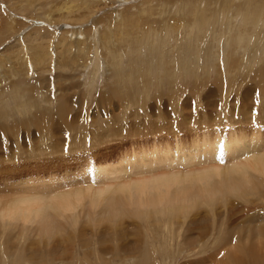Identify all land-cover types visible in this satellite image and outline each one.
Listing matches in <instances>:
<instances>
[{"label":"bare ground","instance_id":"obj_1","mask_svg":"<svg viewBox=\"0 0 264 264\" xmlns=\"http://www.w3.org/2000/svg\"><path fill=\"white\" fill-rule=\"evenodd\" d=\"M81 2L86 3L87 6L89 0H75L72 5L62 6L61 9L66 13L62 17L72 19L71 15L75 14L73 12H79L82 9L79 6ZM99 2L100 0H90V6L83 9L89 12ZM228 3L223 28L218 30L220 34H225V39L221 43L219 37L217 38L218 46H220L217 50V56L222 58L225 68L229 62L228 59L233 55H240L243 61H246V58H251L249 54H245L244 46L249 45L252 41L262 47L264 54V0H245L238 9L233 7V0H229ZM261 9H263L262 12H260ZM62 10L61 12H63ZM217 11L215 12L218 15L217 19L222 18ZM246 11L248 15L251 14L250 18L246 20L250 23L243 25V22L237 20L241 17H237L240 15L243 19L246 18L247 14L240 13ZM180 12L176 14L179 15V18H173L170 21L171 33L168 32L167 36H175L171 41L158 43L157 35L153 32L155 28L148 20L142 21L144 28L152 32L147 34V38L144 37L145 42L142 41L143 37L139 38L136 35L137 40L135 39L134 42L138 48L130 49L128 47L126 52H122L128 55L130 61L132 60L131 56L136 57L130 66L132 69L139 70L142 68L143 70V65H146L148 58L161 63V68H172L176 62V56L172 55L176 54L178 57L182 55V48L178 46L181 45L179 42H182V39L187 36L186 30L189 32L194 28H196L195 30H202L207 27L206 25H200L197 14L193 16L195 26H192V15L194 14L192 11L188 12V15L184 11ZM54 13L56 14V12ZM144 13L151 15L150 12L142 9L138 12V16H142ZM79 14H81V11ZM161 15L163 14L160 13ZM49 16L50 13L46 15V18H49ZM78 18H80L79 15ZM78 18H76L77 21ZM122 18L123 23L125 17ZM49 19L50 22L53 21L51 18ZM10 21L9 24L6 23L5 29H10L12 32L16 20ZM135 22L137 23L138 20ZM121 25V19L117 22L113 20V28L118 26L120 29ZM247 25H249L251 32L246 30ZM100 26L95 37L100 38L103 43L106 40L107 48L111 49L115 56V50L109 47L108 39L116 42L118 39L114 38L117 34L115 33V36L111 30L104 32L105 27L101 26L100 28ZM100 29L104 30L100 31ZM93 37L91 31L76 28L66 31V35L61 34L57 43H60L58 47H62V50L69 54L67 56H72L71 53H73L78 57L72 56L65 60L73 63L76 68H79V64L82 63L80 65L82 69L83 66H89L91 58L94 61L91 66L97 60L94 53L93 56H90V47L93 46L95 41ZM125 37L121 40H129L132 44L133 40L130 38L133 36ZM97 38L96 40H98ZM188 39L186 42V48H188L185 51L186 56H190L192 52L197 50L203 51L202 47L196 48V40L190 37ZM37 40L36 44H34L35 41L34 43H28L37 46L35 48L36 52L37 50L44 51L37 52V58L31 55L34 51L32 47L27 50L28 52L23 49L26 52L22 51L23 54L18 53L15 58L22 61V66L29 64L33 68L58 60L56 68H62L63 70L65 66L62 65L60 59L64 56H61L60 59L59 57L54 58L58 54L57 51L51 52L52 49L43 46L46 43L50 46V41L43 43V40ZM190 40L193 41L194 47ZM65 42L66 45H64ZM41 45L43 48H41ZM21 46L23 47V45ZM174 46L178 48L177 52L167 56V53ZM22 47L20 48L22 49ZM154 47L157 51L152 53L155 50ZM167 47L169 48L166 49ZM105 50L109 53L111 51ZM138 53L142 55L139 60L137 59ZM1 55L0 63L6 59L10 61L9 58L12 60L10 55H7V58L4 59ZM34 55H36L35 52ZM120 55L117 57L118 61L121 60ZM169 57H171V67L166 63ZM45 58L46 60L42 61ZM84 58L86 59L83 60ZM254 58L255 56L249 62ZM14 64L17 65L16 62ZM70 66L69 68L73 67ZM92 69L86 72L89 84L95 82L96 72H98H93ZM25 73L28 74L29 70L27 69ZM144 75V72L132 76L129 73L124 74L122 78L134 81ZM59 78H62V76ZM255 78H258L259 87L262 86L264 90V67L257 73ZM68 79L67 77L66 81ZM141 84H144V81H141ZM259 91H261L260 88ZM56 99L63 100L61 97ZM258 100L259 107L254 111L252 117V121L257 122H253L249 130L243 123H247L251 119L245 116L243 121H239V125L236 123L237 125L234 124L235 126H233L230 121L226 122L230 126L222 128L221 132L218 130L214 133L211 132L212 136L209 135L210 130L208 132L205 130L204 133L201 131L203 135H196L201 138L193 140V144L191 143L192 145L188 147L184 146V142L182 145L180 140L175 145L166 142H162L164 144L154 143L153 140L154 144L149 148L127 152V154L121 155L120 159L117 158L118 160H115V162L105 161L106 163L100 162L101 164L87 165L80 172L78 171L79 173H74L72 176H53L42 180L38 179L39 181L18 182L13 185L9 183L12 187H9L8 190H5V188L0 189V232H3V228H7L5 229L7 230L6 237L14 238L19 244L20 239L21 242L23 241L25 233L36 241L34 243L38 247L41 243L45 246L48 243L51 245L56 238L59 243L57 240L55 243H58L59 249L62 243L70 242L71 244L67 243V247L70 244L69 248L65 244L66 249L62 253L59 252L60 250L55 244H52V247L54 245L52 249L47 248V251L41 252L36 247L37 252L36 250H32L34 253L29 251L31 255L28 253L29 256H26V248L24 251L20 247V252L14 253L18 251L16 247L12 246V248H15L12 249L13 252L5 247L7 240H3L2 243L0 239V264H157L155 255L158 251L163 256V264H169L171 263L170 260L177 258V255L199 254L202 256V253L207 250L206 243L208 244L210 241L212 246L209 250L213 254L210 258H207L204 254L197 260L185 263L264 264V123H259V121H264V93L262 91L261 97L257 98ZM243 102L247 106L248 102L245 100ZM61 105H64L62 101L57 104L55 111L59 113L57 120L63 119L62 121H64L67 120L65 119L66 111L63 110ZM253 108L254 105L249 109L253 111ZM51 110H53L52 107H43V116L52 114ZM11 188H14V190H11ZM179 220H187L185 229L182 225L175 226V223H179ZM162 221L167 222V228L161 227V230L145 228L150 222L160 224ZM168 221H172V224ZM80 225L90 226L93 228H90L92 233L102 225L105 226H102V228L104 229L103 232L106 231V234L108 231L112 233L120 231L114 234L110 232V239H107L108 235L105 234L106 238H104L105 235H101L103 232L100 228L99 233L97 232L98 234L101 232L97 236L99 241L93 243L94 233L91 236L88 234L87 237L88 232L83 231L86 227H82L83 230H78ZM95 228L97 229L94 230ZM68 229H70L69 233ZM70 231L74 233L72 234ZM75 231H77V234H75ZM149 233L156 234L151 237H155L154 243L147 237H150L151 234L149 235ZM128 236H131V238ZM10 239L8 240L10 241ZM156 243L159 245L158 247ZM214 252L216 253L214 254ZM217 254H219L218 257ZM49 255H52V257L48 258Z\"/></svg>","mask_w":264,"mask_h":264},{"label":"rangeland","instance_id":"obj_2","mask_svg":"<svg viewBox=\"0 0 264 264\" xmlns=\"http://www.w3.org/2000/svg\"><path fill=\"white\" fill-rule=\"evenodd\" d=\"M74 1L0 0V55L2 54V59L10 55L12 60H16L12 61L9 58L12 62L6 59L0 63V189L5 188V190H8L9 187H12L10 185L18 182H32L33 180L37 181L53 176H72L74 173H79L87 165L101 164L108 161L115 162L127 152L149 148L158 142L175 145L176 142L181 141L182 145L184 142V146L188 147L193 144V140L201 138L200 136L203 135L205 130L207 132L210 130L209 135L212 136L215 131L221 132L222 128H228L230 126L227 124L228 121L233 123V126L236 123L239 125V121H243L245 116L251 119V121L243 123L248 130L252 127L253 122H257L252 121V117L254 111L259 107L257 98L261 97V91L264 93L262 86L259 87L258 78H255L257 73L264 67L262 47L255 41L245 45V54H249L251 58L255 56V58L249 62L251 58H246V61H243L240 55H233L228 59L230 63L226 64V68L222 58L217 56V50L220 48L217 38L219 37L221 43L225 39V34H220L218 30L223 28V21L227 16L225 13L226 6L229 5V0H173L170 2L165 0V3L164 0H100L93 8L94 10L88 12L83 8L90 6L89 0L87 6L83 2L79 4L82 8L79 10L81 14L75 11L73 12L75 14L71 15L72 19H65L62 15L65 16L66 13L61 8L62 6L67 7L74 4ZM244 2L245 0H233V7L238 9ZM142 9L150 12L151 15L144 13L142 16H138V12ZM216 10L222 18L217 19ZM180 11H184L187 15L190 11L194 13L192 15V26H195L193 16L197 14L200 25H206L207 27L202 30H195L196 28H194L189 32L186 30L187 36H183L184 39L179 42L181 45L178 46L182 48V55L180 57L176 54L172 55L176 56V62L172 68H161V63L148 58L146 65H143V70L142 68L139 70L132 69L130 66L136 57L131 56L132 60L130 61L128 55L122 52H126L128 47L130 49L138 48L134 42L135 39L137 40L136 35L139 38L143 37L142 41L145 42L144 37L147 38V34L152 32L144 28L142 21L148 20L155 28L153 32L157 35L158 43L171 41L175 36H167L168 32L171 33L170 21L173 18H179V15L176 14ZM232 12L234 11L232 10ZM48 13H50L49 18L53 20L52 22L49 18H46ZM160 13L163 15L160 16ZM240 13L247 14V11ZM78 15L80 18H78ZM250 16L251 14H247L246 18L243 19L239 15L237 18H241L237 20L243 22V25L249 24L250 21L246 20ZM122 17H125L123 23ZM76 18H78V21ZM13 19L16 20V24L13 25L14 29L11 32L10 29L5 28L6 23L9 24L10 20ZM120 19L122 28L119 29L118 26L113 28V20L117 22ZM136 19L138 24L135 22ZM54 21L56 22L54 23ZM100 25L105 27V30L100 29V31L109 32L111 30L112 34H117L114 38L118 39L116 42L108 39V45L114 48L115 56L112 50L107 48L106 40L103 43L100 38L95 37ZM76 28L91 31L95 40L93 46L90 47V56L94 53L97 60L91 66L94 62L91 58V61H88L89 66H83L84 69L80 68L82 63L79 66L77 65L79 68H76L73 63L67 62L65 59L72 56L76 57L75 54L71 53L72 56H67L69 54L63 51L62 47H58L60 43H57L61 34L66 35V31ZM246 30L251 32L249 25H247ZM164 31L166 32L164 33ZM130 35L133 36L130 38L133 40L132 44L129 40H121V38H127ZM189 37L196 40V48L202 47L203 51L197 50L192 52L190 56H186L185 51L188 49L186 48V42ZM36 40H43V43L50 41V46L47 43L43 46L52 49L51 52L57 51L58 54L54 58L59 57L60 59L61 56H64L60 59L62 65L65 66L63 70L62 68H56L58 60L56 62L51 61L46 65H39L40 67L35 66L33 68L29 64L22 66V61L15 58L18 53L23 54L25 50L27 51L32 47L34 51L31 55L37 58V52L43 51L37 50L36 52L35 48L37 46L28 44L34 43V41V44H36ZM190 41L194 47L193 41ZM64 45H66V42ZM26 46L28 48H25ZM175 46L167 53V56L177 52L178 48ZM103 48L111 50L110 53ZM154 49L152 53L157 51L155 47ZM34 52L36 55H34ZM195 52L197 54H194ZM119 54H121V60L118 61ZM140 57L142 55L138 53L137 59L139 60ZM45 60L46 58L42 59V61ZM166 63L171 67V57ZM70 65L74 69H72L73 67L69 68ZM27 69L29 70L28 74L25 73ZM90 69L93 72L98 71L96 72L95 82L91 84L87 81L86 76V72ZM141 72H144L145 75L139 78L136 76L137 79L134 81L122 78L124 74L130 73L132 76L137 73L141 74ZM66 73L68 74L66 75ZM61 76L62 78L58 79ZM67 77L70 80L66 81ZM140 80L144 81V84H141ZM68 87L70 88L67 89ZM259 88L261 91H259ZM57 97L63 98L61 101L64 105L61 106L66 111L65 116L67 118L65 117V119L67 120H57L59 113L55 109L57 104L61 102L56 99ZM244 100L248 102L247 106L243 102ZM253 105L252 111L249 108ZM43 107H52V114L43 116ZM259 123L263 124L264 121H259ZM215 128L217 129L215 130ZM201 131L204 132L201 133ZM11 190H14V188H11ZM168 222L172 224V221ZM178 225H182L185 229L187 220H179V223H175V226ZM102 226L97 228L100 229ZM82 227L87 229L84 228L85 230H83ZM161 227L167 228V222L162 221L160 224L150 222L145 226V228H155L157 230H161ZM90 228V226L80 225L78 230L88 232L87 237L88 234L91 236L94 233L92 241L96 243V241H99L97 236L101 232L98 234L99 229L95 228L94 230L97 229L96 233H92ZM5 229L3 228V232H0V239L2 243L3 240H7L5 247L11 250L15 249L12 246L16 247L18 251L14 252L12 250L14 253L20 252L21 247L23 250L26 248V251L24 250L25 255L29 256L27 255L29 251L34 253L32 250L35 251L37 248L38 251L42 252L47 251V248H54L52 244H55L57 248L59 246L56 236L54 238L58 243H55L56 240H54L51 245L48 243L45 246L41 243L38 247L34 243L36 241L32 240L30 235V237L27 236V233L24 235L25 241L23 239L21 242L20 239L19 244L14 238L6 237L7 230ZM101 231L103 232L104 229L102 228ZM105 232L101 235H105ZM110 232L108 231L106 234L108 235L107 239H110ZM116 232H111V234ZM75 234H77V231H75ZM153 234L149 233L150 237H147L154 243L156 239L155 237L151 238ZM106 235L104 238H106ZM128 237L131 238V236ZM159 239L161 240V238ZM158 241L157 243H159ZM67 243L70 242L60 244V249L58 248L60 251H58L61 253L65 251ZM106 243L108 242L106 241ZM70 244H68L69 247ZM211 246V241L208 244L206 243L207 250L202 253L207 258L213 255L209 250ZM24 251L22 252L24 253ZM31 253L29 254L31 255ZM155 256L157 264H163L161 252L158 251ZM199 256V254L177 255V258L173 259L174 261L170 260L171 263L169 264H186L187 261L190 262L202 257ZM218 256L219 254H217ZM51 257L52 255L48 256V258Z\"/></svg>","mask_w":264,"mask_h":264}]
</instances>
